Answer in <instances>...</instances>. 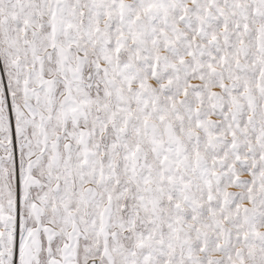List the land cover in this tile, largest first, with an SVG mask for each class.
Segmentation results:
<instances>
[{
	"label": "snow or ice",
	"instance_id": "6c2138e0",
	"mask_svg": "<svg viewBox=\"0 0 264 264\" xmlns=\"http://www.w3.org/2000/svg\"><path fill=\"white\" fill-rule=\"evenodd\" d=\"M0 264H264V0H0Z\"/></svg>",
	"mask_w": 264,
	"mask_h": 264
}]
</instances>
